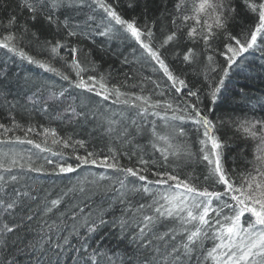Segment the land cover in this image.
I'll return each mask as SVG.
<instances>
[{
	"label": "snow or ice",
	"instance_id": "obj_1",
	"mask_svg": "<svg viewBox=\"0 0 264 264\" xmlns=\"http://www.w3.org/2000/svg\"><path fill=\"white\" fill-rule=\"evenodd\" d=\"M0 50V264H264V116L217 115L264 0H0Z\"/></svg>",
	"mask_w": 264,
	"mask_h": 264
},
{
	"label": "trees",
	"instance_id": "obj_2",
	"mask_svg": "<svg viewBox=\"0 0 264 264\" xmlns=\"http://www.w3.org/2000/svg\"><path fill=\"white\" fill-rule=\"evenodd\" d=\"M3 50H0V59L3 58ZM247 55V61L240 68H236L233 70V73L228 81H226V91L224 95L228 98L227 101L221 105L220 110L217 112V115L220 116L222 114H230L235 117H262L264 116V110H261V105H264V56H262L259 52H251ZM24 66L21 65V68ZM107 67V65H105ZM28 68L33 69L35 72L39 73L41 78L46 79L47 77L43 74L42 70L34 69V66H28ZM133 71H135V66H133ZM123 72H128L127 68L123 69ZM147 74V73H145ZM50 75V74H48ZM115 80H121L122 74L117 71L114 73ZM59 82V81H58ZM13 95H15V89H13ZM8 99L11 100L12 96H8ZM110 103V102H109ZM107 107V105H105ZM117 108L118 106H113ZM7 108L0 102V122H4L9 124L10 122L6 119ZM20 119V117H17ZM47 117L43 120L40 116H36L31 122L33 124L44 123L47 126ZM21 123H24V120L21 119ZM53 127H56L58 131H60L61 135L67 136L73 134V129L76 130L77 133L80 132V127L77 125H67L61 124L60 122H53ZM92 127L91 125L88 126ZM16 134H20L17 132ZM231 135V133H229ZM239 143V141H236ZM0 147H5L0 145ZM23 148H30V145L18 146ZM251 147V146H250ZM83 154V153H81ZM249 159L251 158L250 152L247 153ZM127 163V161H125ZM237 168H244L246 165L243 160L237 162ZM93 171L102 172L104 169H93ZM22 174V173H18ZM76 174H70L67 178H56L53 176L45 175L43 173H28L22 183L33 184L35 183L37 186L41 184L45 188L52 189L53 192L58 191L61 187L68 183L69 179H75ZM53 185L56 187L53 188ZM112 247H116L115 243L111 245ZM122 254V246L121 248L116 249V255ZM112 255V253H109ZM115 258V257H114ZM23 259V257H21Z\"/></svg>",
	"mask_w": 264,
	"mask_h": 264
}]
</instances>
